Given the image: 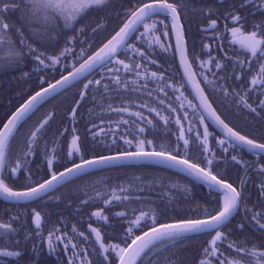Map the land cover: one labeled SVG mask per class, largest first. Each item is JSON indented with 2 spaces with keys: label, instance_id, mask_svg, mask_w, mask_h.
Masks as SVG:
<instances>
[{
  "label": "snow or ice",
  "instance_id": "1",
  "mask_svg": "<svg viewBox=\"0 0 264 264\" xmlns=\"http://www.w3.org/2000/svg\"><path fill=\"white\" fill-rule=\"evenodd\" d=\"M0 77V264H264V0H0Z\"/></svg>",
  "mask_w": 264,
  "mask_h": 264
},
{
  "label": "trees",
  "instance_id": "2",
  "mask_svg": "<svg viewBox=\"0 0 264 264\" xmlns=\"http://www.w3.org/2000/svg\"><path fill=\"white\" fill-rule=\"evenodd\" d=\"M7 79H10V77ZM23 87L26 88L27 86L25 85ZM22 90L23 88L15 86V82L10 84L5 82L4 77H0V113H2V111L5 110L7 107H11L12 104L17 103L16 93ZM9 101H11V103H9ZM43 111L44 109H41V112ZM37 115H39V113H37ZM35 118L36 117H33V120H35ZM0 206L7 207L8 205L6 202L0 201ZM50 206H56V205H50ZM2 212H4V210Z\"/></svg>",
  "mask_w": 264,
  "mask_h": 264
},
{
  "label": "flooded vegetation",
  "instance_id": "3",
  "mask_svg": "<svg viewBox=\"0 0 264 264\" xmlns=\"http://www.w3.org/2000/svg\"><path fill=\"white\" fill-rule=\"evenodd\" d=\"M50 207L55 208V206H50ZM5 208H6V207H2V206H0V214L3 213L2 211H3ZM53 218H54V217H53ZM42 259L46 260V261L48 262V264H55V258L52 257V256H48V255L45 254V255L42 257Z\"/></svg>",
  "mask_w": 264,
  "mask_h": 264
}]
</instances>
